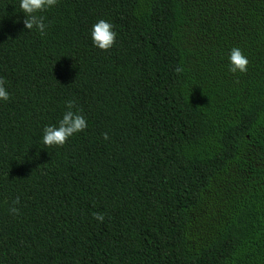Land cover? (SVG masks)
<instances>
[{
  "label": "trees",
  "instance_id": "1",
  "mask_svg": "<svg viewBox=\"0 0 264 264\" xmlns=\"http://www.w3.org/2000/svg\"><path fill=\"white\" fill-rule=\"evenodd\" d=\"M19 3L0 0V264H264V0H58L43 36ZM70 100L87 128L46 147Z\"/></svg>",
  "mask_w": 264,
  "mask_h": 264
},
{
  "label": "clouds",
  "instance_id": "2",
  "mask_svg": "<svg viewBox=\"0 0 264 264\" xmlns=\"http://www.w3.org/2000/svg\"><path fill=\"white\" fill-rule=\"evenodd\" d=\"M58 3V0H20L19 8L24 14L25 19L23 24L27 30L35 29L42 36L45 34L46 28L45 17L40 15L47 9L54 7ZM113 25L103 19L99 20L92 26L91 40L95 47L102 51L110 50L116 41L117 33L113 30ZM229 72L246 73L248 70L249 60L243 54L239 47H233L229 54ZM177 74L183 72V69L177 67L175 69ZM6 81L4 78H0V100L8 101L10 94L4 87ZM67 111L64 113L62 119L59 121V126L49 125L43 129L42 143L46 147H63L67 140L76 133L82 132L87 128L86 119L79 114L81 110L73 111L76 108V102L70 100L66 102ZM104 139H108L107 134H104ZM19 203V198L13 201V204ZM12 213H17L15 207L11 208ZM94 219L98 222L104 221V214L94 213Z\"/></svg>",
  "mask_w": 264,
  "mask_h": 264
}]
</instances>
